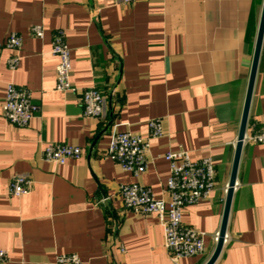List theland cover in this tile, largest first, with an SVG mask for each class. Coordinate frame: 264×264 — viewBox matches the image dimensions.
Listing matches in <instances>:
<instances>
[{"label":"crops","instance_id":"obj_1","mask_svg":"<svg viewBox=\"0 0 264 264\" xmlns=\"http://www.w3.org/2000/svg\"><path fill=\"white\" fill-rule=\"evenodd\" d=\"M264 0H0V41L22 36L20 61L0 58V249L4 264H205L216 249ZM43 24L45 34L31 32ZM70 48L72 88H56L53 35ZM31 91L39 109L26 126L3 116L6 85ZM96 85L103 113L85 117L82 93ZM150 140L147 170L134 175L107 155L115 132ZM264 126V39L246 135ZM48 143L80 146L65 164L45 160ZM212 156L216 186L186 206L184 224L203 233L205 252L174 259L155 214L126 208L120 185L139 182L169 200V151ZM15 174L33 180L29 193H9ZM214 264H264V144L244 140L226 240Z\"/></svg>","mask_w":264,"mask_h":264},{"label":"built area","instance_id":"obj_2","mask_svg":"<svg viewBox=\"0 0 264 264\" xmlns=\"http://www.w3.org/2000/svg\"><path fill=\"white\" fill-rule=\"evenodd\" d=\"M115 3L132 4L136 0H112ZM31 32L38 38H43L45 28L43 24H34ZM23 44L22 36L17 32H10L5 40L0 41V58L4 50L12 53L7 59L10 70H15L20 61L19 50ZM51 53L59 61L56 66L57 84L59 91L72 88L70 48L65 40L63 30H57L53 35ZM30 90L21 88L9 82L5 89L2 108L3 116L12 124L26 126L39 109L32 100ZM81 102L85 117L100 116L105 107V97L96 85H92L82 93ZM148 136L130 131L115 132L108 144L107 155L117 161L123 170L139 175L147 170L150 140L163 135L161 118L149 121ZM264 144V126L256 133L245 136V140ZM83 149L77 145L65 143H48L44 148L45 160L56 164H65L68 159L80 158ZM165 158L170 163V174L166 182V190L170 194L169 200L157 198L147 186L139 183H124L120 185V195L126 208L136 213L155 214L164 231L165 245L174 259L185 256L200 255L205 252V233L184 224L183 212L186 206L206 198L216 186V168L212 156L194 160L190 152L184 149L169 151ZM33 180L26 174H15L9 181V193L23 196L30 192ZM219 235V234H218ZM218 235L215 238L218 239ZM226 240V237H225ZM8 258L6 250L0 249V264ZM62 264H79L77 254H64L59 259Z\"/></svg>","mask_w":264,"mask_h":264},{"label":"water","instance_id":"obj_3","mask_svg":"<svg viewBox=\"0 0 264 264\" xmlns=\"http://www.w3.org/2000/svg\"><path fill=\"white\" fill-rule=\"evenodd\" d=\"M263 39H264V2H263V7H262V14H261V20H260V25H259V30H258L256 47H255V52H254L253 64H252V69H251V74H250V79H249V84H248L243 114H242L240 131H239V135H238V141H237V147H236V152H235V157H234V162H233V168H232V172H231V176H230V180H229V184H228L227 198H226V204H225L222 226H221V229L219 231L216 249L213 252L212 256L209 258V260L205 264H214L216 259L219 257L221 250L223 248V245H224L226 232H227L229 213H230V209H231V205H232L234 190H235L236 184H237L238 169H239V164H240L242 148H243V144H244V140H245V136H246V129H247L250 105H251V101H252V95H253V90H254V85H255L256 74H257V70H258V64H259Z\"/></svg>","mask_w":264,"mask_h":264},{"label":"trees","instance_id":"obj_4","mask_svg":"<svg viewBox=\"0 0 264 264\" xmlns=\"http://www.w3.org/2000/svg\"><path fill=\"white\" fill-rule=\"evenodd\" d=\"M102 92V91H101Z\"/></svg>","mask_w":264,"mask_h":264}]
</instances>
